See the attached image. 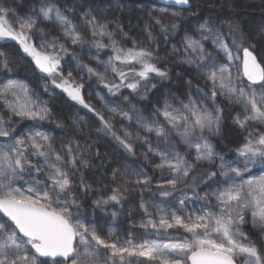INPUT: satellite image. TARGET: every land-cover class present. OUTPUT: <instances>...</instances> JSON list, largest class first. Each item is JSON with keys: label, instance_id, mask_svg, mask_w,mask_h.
Segmentation results:
<instances>
[{"label": "snow or ice", "instance_id": "snow-or-ice-1", "mask_svg": "<svg viewBox=\"0 0 264 264\" xmlns=\"http://www.w3.org/2000/svg\"><path fill=\"white\" fill-rule=\"evenodd\" d=\"M163 2L0 0V264H264V24L250 37L198 0ZM9 41L36 87L14 71ZM93 77L110 98L127 89L146 100L165 81L175 90L146 115L129 96L107 103ZM58 96L80 106L67 125ZM229 127L230 156L217 150ZM94 133L131 157L142 148L156 179L111 166Z\"/></svg>", "mask_w": 264, "mask_h": 264}, {"label": "trees", "instance_id": "trees-1", "mask_svg": "<svg viewBox=\"0 0 264 264\" xmlns=\"http://www.w3.org/2000/svg\"><path fill=\"white\" fill-rule=\"evenodd\" d=\"M20 2H22V3H33L34 0H20ZM57 2L62 5L66 2V0H57ZM198 2L206 10L205 13H203V15L209 14L208 10L213 9V11L211 12L212 15L215 16L216 12L220 13V16L216 17L218 19H225V18L238 19L240 21V23L242 24V26L246 29V31L250 37H253L255 30L257 28H259L262 24H264V0H232L230 10L227 7H221V0H198ZM155 6L159 7L160 4L157 3V1H156ZM170 10H179V8L175 7V8L170 9ZM125 22H126V20H125ZM132 23L134 26L131 29L126 27L125 30L129 31L130 35L136 36L138 29L135 27V25L138 24L139 21H137L135 18H133ZM41 26L47 27L46 25H41ZM140 27L142 28V25H140ZM49 31H51V30L49 29ZM52 34H55V33L52 32ZM156 34L159 35L158 30H157ZM181 35H182V33H177L175 38L169 37L170 44H168L166 46L169 48L171 47V44H176L177 46H179V41H180ZM257 39H259V36H255L253 39V42H255V40H257ZM3 43H7V47L4 50L10 56H13L19 60V63L17 64L16 68L14 69V71L16 73H19V78L23 79L26 75L29 77H33V79H29L28 82L33 87H36V83L34 82V76H33L32 70L30 68H26V65L28 62L26 60H23L20 57L15 56L16 49H17L16 43L11 42V41L3 42ZM164 47H165V45L162 44L161 45V55L162 56L164 55V52H163ZM101 59H104V60L107 59L106 55L103 52L101 53ZM85 62H88V61L85 60ZM169 67H172V65H169ZM176 70L179 71V68L177 67ZM74 75H75V73H74ZM173 80H175V76H173ZM153 82L155 83L156 81H153ZM91 83L93 85V88H95V90L97 92H99L100 95H102L101 94L102 92L104 93L103 90H105V92H107L106 89H104L102 86L99 87L95 83V81H93ZM201 83H202V81H201ZM170 88L173 91L175 90V88L173 87V84L170 82L165 81L163 83H157V89H159V91L157 89H151L147 93L148 98L146 100H142L136 94H131L133 97V99H131V101L133 104L136 105L137 108H140L142 110H146L145 114L147 115L148 111H150L151 108L153 107L156 97H158L161 94V92H167ZM36 90L38 92L42 91L40 88H36ZM125 91H121V94H119V97H111L110 98V97H105L104 95H102V96H104L106 98V102L109 104L118 103L120 101L119 99L122 97V95ZM43 98L48 99L47 96H43ZM90 103L98 106L96 98H93V100L90 101ZM79 107L80 106H78V105H74V102L69 101L66 98V96H58L55 100V105H54L53 110L56 113L57 118L60 119L61 121H63L65 125H67L69 116L76 113L77 110L79 109ZM79 114L81 116H84L85 112L80 111ZM85 119H87L86 116H85ZM226 123L228 125H231V118L230 117L227 118ZM21 127H23V125H21ZM45 127L50 131H54L57 136L63 135V132L58 130V129H55L54 126H49L46 124ZM225 133H226V137H225L223 143L218 145L217 150L218 151L223 150L226 152L227 155L230 156L231 153H227V149L236 147V144L232 143V141L238 139V137L235 135V133L231 127L226 129ZM94 138L97 139V147L100 148V151L102 153L107 152L109 154L108 155V161L111 164V166H116V163L113 160V157H115V160L127 163L131 167H136L139 165L144 166L145 169L149 172V174L153 175V178L156 179L158 174L153 173L151 166L148 165L144 161L143 157L140 155V152L143 151L142 148L139 149V151L137 152L135 157H131V156H128V154L124 153L123 150L120 149L119 145L116 144V142L114 140H112L111 137L104 136L103 134H100L97 137L94 133ZM213 142L216 143L215 140ZM137 147L139 148V145H137ZM101 171H103V170H101ZM129 194H130V198L129 199L127 198L128 200H126V203H125V205H126L125 207H127V209L134 207L136 205L138 199H139V193L132 192ZM145 196H148V193H145ZM156 202L159 203L160 201L157 200ZM101 215H102V213H100L98 211L97 217L99 218ZM140 219H141V216L139 214L133 213L131 221L138 223L140 221ZM101 223H104V221L101 220ZM129 223H130V220L127 217V215H122L120 218V228H128ZM134 231L136 233H140L143 230L137 228V229H134Z\"/></svg>", "mask_w": 264, "mask_h": 264}, {"label": "rangeland", "instance_id": "rangeland-1", "mask_svg": "<svg viewBox=\"0 0 264 264\" xmlns=\"http://www.w3.org/2000/svg\"><path fill=\"white\" fill-rule=\"evenodd\" d=\"M156 7H157V6H156ZM159 7H166V6H165V5L163 6V5L160 4ZM106 57H107V55H106ZM101 70H102V69H101ZM93 81H95V77L92 78V81H91V82H93ZM95 83H96V81H95ZM99 87H101V86H99ZM101 89H102V88H101ZM102 90H103V89H102ZM125 90H126L127 92H126ZM89 91H90V90H89ZM103 91H104V93L102 92L101 94L104 95L105 97H109V95L107 94V92H105V90H103ZM121 91H125V92L123 93L122 97H123V96H129L130 100L133 99V97H132L131 93L129 92V90H127V89H122ZM120 94H121V93H120ZM105 97H104V99H105V101H106V98H105ZM122 97H121V98H122ZM92 100H93V99H92ZM92 100H91V101H92ZM119 100H120V99H119ZM127 198H128V199L130 198V194L128 195ZM128 199H127V200H128ZM123 203H124V207H125V206H126V205H125L126 201H124ZM125 208L127 209V207H125Z\"/></svg>", "mask_w": 264, "mask_h": 264}, {"label": "water", "instance_id": "water-1", "mask_svg": "<svg viewBox=\"0 0 264 264\" xmlns=\"http://www.w3.org/2000/svg\"><path fill=\"white\" fill-rule=\"evenodd\" d=\"M156 1H157V3H159L161 5H165L164 2H163V0H156ZM165 6H167V5H165ZM176 7H179V6H176Z\"/></svg>", "mask_w": 264, "mask_h": 264}, {"label": "flooded vegetation", "instance_id": "flooded-vegetation-1", "mask_svg": "<svg viewBox=\"0 0 264 264\" xmlns=\"http://www.w3.org/2000/svg\"><path fill=\"white\" fill-rule=\"evenodd\" d=\"M179 8V7H178Z\"/></svg>", "mask_w": 264, "mask_h": 264}]
</instances>
